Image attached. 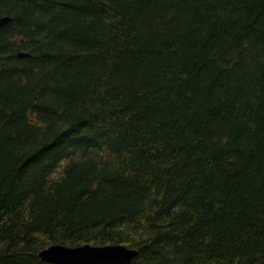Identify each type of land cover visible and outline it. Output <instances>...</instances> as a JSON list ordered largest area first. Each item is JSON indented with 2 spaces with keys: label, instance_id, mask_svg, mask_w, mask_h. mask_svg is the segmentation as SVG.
<instances>
[{
  "label": "trees",
  "instance_id": "trees-1",
  "mask_svg": "<svg viewBox=\"0 0 264 264\" xmlns=\"http://www.w3.org/2000/svg\"><path fill=\"white\" fill-rule=\"evenodd\" d=\"M5 17L0 264L52 245L264 264V0H0Z\"/></svg>",
  "mask_w": 264,
  "mask_h": 264
},
{
  "label": "water",
  "instance_id": "water-1",
  "mask_svg": "<svg viewBox=\"0 0 264 264\" xmlns=\"http://www.w3.org/2000/svg\"><path fill=\"white\" fill-rule=\"evenodd\" d=\"M9 22L10 19L7 17L0 19V28L5 27ZM137 255V250L121 245L100 247L52 245L41 250L37 256L48 264H130Z\"/></svg>",
  "mask_w": 264,
  "mask_h": 264
}]
</instances>
